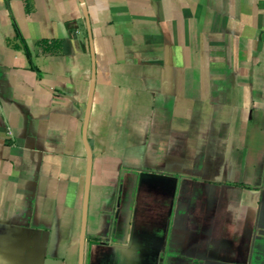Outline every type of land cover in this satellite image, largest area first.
Here are the masks:
<instances>
[{"label": "crops", "instance_id": "1", "mask_svg": "<svg viewBox=\"0 0 264 264\" xmlns=\"http://www.w3.org/2000/svg\"><path fill=\"white\" fill-rule=\"evenodd\" d=\"M0 0V264H264V0Z\"/></svg>", "mask_w": 264, "mask_h": 264}, {"label": "water", "instance_id": "2", "mask_svg": "<svg viewBox=\"0 0 264 264\" xmlns=\"http://www.w3.org/2000/svg\"><path fill=\"white\" fill-rule=\"evenodd\" d=\"M78 2L80 4L84 18H85L87 26H88V19H87L86 9L84 6V1L78 0ZM91 76H92V81L90 83V89H89V93H88V98H87V103H86V108H85V114H84V120H83V127H82V139H83V144H84V147L86 150V156H87V169H86L85 188H84L82 223H81L80 239H79V245H78V264H83L86 202H87V192H88L90 168H91V161H92L91 153H90V150H89L88 145L86 143V126H87L88 117H89V113H90L92 94H93V77H94V64H93V62H92V68H91Z\"/></svg>", "mask_w": 264, "mask_h": 264}]
</instances>
